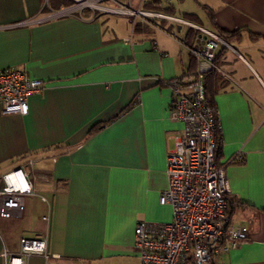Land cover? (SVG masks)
Listing matches in <instances>:
<instances>
[{"label": "crops", "instance_id": "1", "mask_svg": "<svg viewBox=\"0 0 264 264\" xmlns=\"http://www.w3.org/2000/svg\"><path fill=\"white\" fill-rule=\"evenodd\" d=\"M176 1L130 0L131 9L163 17L128 16L129 37L108 25L112 13L0 0V70L17 68L44 81L27 98L26 115H2L0 108V187L1 176L17 168L36 176L23 215L0 217V264L19 251L21 238L42 237L47 253L59 257L55 263L139 264L136 224L171 221L170 206L158 199L182 125L169 120L167 83L191 79L196 68L186 48L195 39L173 18L193 16L190 23L215 33L239 32L229 44L264 51V0ZM220 53L228 85L213 96L218 161L230 187L231 224L246 227L248 236L215 264H264V57L230 65V76ZM237 157L243 161L232 162ZM26 264L47 263L33 255Z\"/></svg>", "mask_w": 264, "mask_h": 264}, {"label": "built area", "instance_id": "2", "mask_svg": "<svg viewBox=\"0 0 264 264\" xmlns=\"http://www.w3.org/2000/svg\"><path fill=\"white\" fill-rule=\"evenodd\" d=\"M76 2L84 7L92 0ZM138 14L163 17L147 12ZM173 21L198 32L194 43L186 47L196 61L197 76L189 80L175 78L167 83L169 120L182 125V134L174 137V148L166 157L167 187L158 199L160 205L170 206L172 219L160 224L138 222L134 228V248L139 264H208L215 255L236 249L248 236L246 227L231 224L227 200L230 187L225 167H219L215 160L220 124L216 111L206 103L201 81L207 72L223 73L215 63L218 51L233 48L206 27L179 18ZM43 87V80L30 78L24 70H0L1 114L26 115L27 98ZM35 180L36 176L22 167L1 176V218L23 215L25 197L35 195ZM46 243L45 237L21 238L19 251L8 254L7 264H26L33 255L43 257L47 264H59L54 262L58 256L47 253Z\"/></svg>", "mask_w": 264, "mask_h": 264}, {"label": "rangeland", "instance_id": "3", "mask_svg": "<svg viewBox=\"0 0 264 264\" xmlns=\"http://www.w3.org/2000/svg\"><path fill=\"white\" fill-rule=\"evenodd\" d=\"M72 1H73L72 6L76 7V12L83 11L84 9H88L90 11H94V13H95L94 9H97L98 12H108V13H112V14H117V15L107 14V17L110 19V24L108 23V25L113 26L116 23V25H117V26L115 25L116 33L118 32L121 36L127 35L130 37L131 24H130V21L129 22L127 21L128 16H138L143 20H147V19H145L146 18L145 16L138 14L140 11H137V10L135 11V10L131 9L132 7H129L130 6V0H125L126 5H124L125 2L123 0L122 1L123 5L120 4V6H117V5L115 6L114 4H113L114 6L104 5V4H100V2H98V0H95V1L92 0V3H89L84 7H82V5H80V3L76 2L78 0H76V1L72 0ZM136 1L137 0H133L134 3ZM170 1H172L174 3L177 2L176 0H170ZM177 5H178V3H177ZM185 5L188 6L187 4H185ZM116 10L120 11L121 13H116L115 12ZM127 12H129V13H127ZM124 16H126V17H124ZM229 45L232 46L233 49L227 48L225 50V52H226L225 55H226V57H228V59L226 58L227 63L225 64V66H223V68H224V73H227L230 76H232V74L229 72V69H228V68H230V65L242 67L241 64H245L244 61H247L248 63H252L251 60H249L251 58L250 55L254 56L255 58H257L259 60H261V58L264 57V53H262L264 51H262V49H260V48H258V49L255 48L254 46H252L251 43L248 44L249 47H246L247 45L245 43H240V44L232 43ZM250 52H252V53H250ZM186 58H187V54L185 53L184 59H186ZM240 62H242V63H240ZM245 66H247V65L245 64ZM247 81L248 82L246 85H248L249 87L255 86L253 82H250L248 79H247Z\"/></svg>", "mask_w": 264, "mask_h": 264}, {"label": "trees", "instance_id": "4", "mask_svg": "<svg viewBox=\"0 0 264 264\" xmlns=\"http://www.w3.org/2000/svg\"><path fill=\"white\" fill-rule=\"evenodd\" d=\"M72 4H73L72 0H49V2H48V6L51 9H59L61 6L68 7V6L72 5ZM144 7L147 8L146 4L144 5ZM184 17L186 19L185 21H187V22L194 23L193 21H195V18L193 16H186L185 15ZM197 25H199V24H197ZM139 28H140V24L139 23H135L133 25V31L134 32L139 31ZM187 28H188L187 39L188 40L195 39V37L197 36L198 32L195 29H193V28H191L189 26H187ZM238 33L239 32H232V33L224 32V33H218V34L224 41L229 43L232 39L236 38V36L239 35ZM223 50H225V49L224 48L221 49V53L223 52ZM192 59H193V62H195V67H196V61H195L194 57H192ZM215 63L218 64V55H217V58L215 60ZM196 76H197V74H196V68H195V72L192 75V78H196ZM201 81H202V83L204 85V88H205V100H206V103L211 109L214 110L213 96L220 89L225 88L228 85V81L224 78V76L221 73H218L216 71H210V72H207V73L203 74L201 76ZM94 129L95 128H93L92 131H94ZM221 144H222L221 143V139L220 138L217 139L218 148H217V151H216L215 160H216V164L219 167H222V166L225 167V164H220L219 161H218V158L220 157V153H221ZM234 161L242 162L243 159L241 157H237V158L232 160V162H234ZM227 200H228V203L230 205V214H231V208L232 207H231V203H230L229 197H227ZM218 256L219 255H217V256L215 255L208 264H215V262L217 261V257Z\"/></svg>", "mask_w": 264, "mask_h": 264}, {"label": "flooded vegetation", "instance_id": "5", "mask_svg": "<svg viewBox=\"0 0 264 264\" xmlns=\"http://www.w3.org/2000/svg\"><path fill=\"white\" fill-rule=\"evenodd\" d=\"M75 1V0H74Z\"/></svg>", "mask_w": 264, "mask_h": 264}]
</instances>
